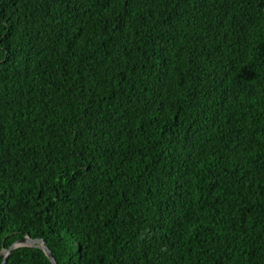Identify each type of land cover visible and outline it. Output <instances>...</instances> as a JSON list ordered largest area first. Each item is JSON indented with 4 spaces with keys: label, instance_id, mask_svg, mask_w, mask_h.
Listing matches in <instances>:
<instances>
[{
    "label": "trees",
    "instance_id": "obj_1",
    "mask_svg": "<svg viewBox=\"0 0 264 264\" xmlns=\"http://www.w3.org/2000/svg\"><path fill=\"white\" fill-rule=\"evenodd\" d=\"M0 39V252L264 264V0H0Z\"/></svg>",
    "mask_w": 264,
    "mask_h": 264
},
{
    "label": "water",
    "instance_id": "obj_2",
    "mask_svg": "<svg viewBox=\"0 0 264 264\" xmlns=\"http://www.w3.org/2000/svg\"><path fill=\"white\" fill-rule=\"evenodd\" d=\"M22 247L39 248L44 252V254L46 255V257L48 258L51 264H57L45 240L39 238H31L30 235L28 234L19 238L18 240L13 242L7 249H3L0 252V256H3V260L1 264L6 263L12 251Z\"/></svg>",
    "mask_w": 264,
    "mask_h": 264
},
{
    "label": "snow or ice",
    "instance_id": "obj_3",
    "mask_svg": "<svg viewBox=\"0 0 264 264\" xmlns=\"http://www.w3.org/2000/svg\"><path fill=\"white\" fill-rule=\"evenodd\" d=\"M4 41L3 39H0V45H3Z\"/></svg>",
    "mask_w": 264,
    "mask_h": 264
}]
</instances>
